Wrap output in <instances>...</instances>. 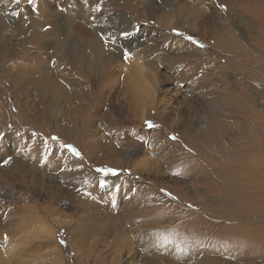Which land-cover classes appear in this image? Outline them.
I'll use <instances>...</instances> for the list:
<instances>
[{"label": "rangeland", "instance_id": "obj_1", "mask_svg": "<svg viewBox=\"0 0 264 264\" xmlns=\"http://www.w3.org/2000/svg\"><path fill=\"white\" fill-rule=\"evenodd\" d=\"M249 1L264 8V0ZM246 2L147 0L137 4L132 22L125 0H0V264H96L99 256L106 259L99 264H112L114 253L105 250L116 238L176 228L177 211L159 201L181 208L174 192L216 188L218 158L231 170L224 182L231 194L195 201L197 248L182 247L184 258L175 262L264 264V61ZM90 13L112 19L104 30L124 20L136 32L152 29L174 39L161 51L147 43L148 51L137 55L155 57L143 67L158 79L150 106L138 93L139 118L135 105L125 104L117 74L101 87L105 104L98 111L91 96L52 102L25 76L36 61L38 70L53 63L54 31L77 41L70 28L91 26ZM229 32L239 49L217 45ZM242 93L254 110L244 120L233 112ZM92 109L96 113L87 115ZM215 114L224 126L234 124L232 131L208 134V117ZM200 135L206 141L197 142ZM190 137L196 143L189 145ZM14 229L17 240L8 242ZM128 257L121 251L117 264H128Z\"/></svg>", "mask_w": 264, "mask_h": 264}, {"label": "bare ground", "instance_id": "obj_2", "mask_svg": "<svg viewBox=\"0 0 264 264\" xmlns=\"http://www.w3.org/2000/svg\"><path fill=\"white\" fill-rule=\"evenodd\" d=\"M247 1L249 2L248 4L249 10L248 11L246 10V12L248 13L247 15L249 14L253 15L254 18L253 23H251L252 27L250 26L251 27L250 31L255 33L254 36L255 45L257 46L258 48L257 51L259 52L260 56L262 57V60L264 61V8H260L259 6L254 5L249 0ZM144 2L146 3L147 0H139V1L125 0V4L129 10V14L133 19L132 22H135L137 19L136 17L138 10L137 4H141ZM148 9H149L148 15L151 16H153L157 10L156 5H154V3L152 2L149 4ZM256 10H260V11H256ZM97 13H96V17L92 16V14L90 13V16L92 18L91 26H87L86 24H83L82 26L73 25L74 27L70 28V30H75L77 32V41H73V39L67 34L64 35V38L62 36V40H61L58 37L59 35H56L58 33L54 31V36H55L54 38L56 40L55 44L57 45V49L56 47L53 48L54 51L53 60H52L53 63H51V66H49L48 68L43 66L44 68L42 67L40 70H38L36 69V64H37L36 61L34 67L30 66L32 67V69L31 71H29V73L26 72L25 76L28 79H30V82L33 84L35 89L40 90L43 93V95L46 96L48 95V97H50L52 102L63 100L68 103L70 102L78 103L82 100V98L86 96H91L93 98V101L95 102V106L98 111L99 108L98 105L104 102L102 101L103 92L101 87L104 86V82L107 81L109 77L115 76L117 74L119 77L121 76L119 89L126 93L125 96L127 98H124V100L126 101L125 104H127L128 106L129 104L135 105L136 109L134 112L135 115H139L138 116L139 118L143 114L144 106L141 105V103L136 105L137 102H139L137 101L139 100L138 93L141 94L142 97H145L147 99L146 106L147 105L150 106L151 103L150 104L148 103L149 100H151V95H152L151 88L155 87V85L158 83V79H156L155 77H151L150 74L147 72V70L143 67L146 65L147 67L150 68L151 63L153 64V60H155V57L153 56L154 59L152 61H148L138 56L140 55V53H146L148 51L149 45H147V43L151 44L150 46L152 48H154L153 45L155 43L160 47L159 50L157 48V51H161L165 47L166 43H170L172 41L174 42V39L171 36L167 37V35L166 37H159L157 36V30H152V29L150 31L148 29L146 30L141 29L136 32L135 31L136 27L130 21L127 22L124 20H120L119 26L116 25L110 27V31H108V29L104 30L103 25L106 23L110 24L112 19L106 18L107 16L105 17V15L107 14L106 12L105 15L103 14L99 15ZM258 14H261L260 18ZM104 19H106V21ZM133 30L135 31V33L132 34L130 37H126V34L123 35L125 31L131 33ZM148 35L150 36L148 37ZM108 36H110L111 39L110 38L108 39L107 38ZM120 36L123 37L124 42L123 41H121L120 43L117 42ZM160 38L161 39L163 38V40H159ZM217 45L222 46V48L229 51L240 48L239 43L236 41V39L233 36H231V32H229L227 37L223 39L222 42L218 41ZM155 52L154 54L152 52V54L157 55V52L156 53ZM131 53H135V54L133 58L129 59L128 55ZM124 58L129 59L126 64L123 63L124 64L123 66H117V65L116 67L113 66L114 63L120 64L121 61L125 60ZM159 62L161 63V61ZM260 66H262V64ZM31 74H33L32 77H30ZM244 95L246 96V94L244 93L241 94L240 102H237L236 107L233 108V112H235L237 115H241L242 117L239 118L243 120L244 117L245 118L250 117L248 116L250 114L252 117L254 116V110L252 107L249 106V103H246L247 101L245 103L241 101V98ZM241 107H243V109H241ZM94 111L95 110L92 109V111H90V113H87V115L91 114V112ZM82 113H83L82 111H77V114L79 115ZM117 120H119V118ZM208 120L211 125L208 124L209 128L207 132L210 135H215V134L222 135L224 132L226 133L227 131L230 132L232 131V128H234V124H231V126L230 125L224 126L221 122L220 116L217 114L208 117ZM206 136L207 135H200L197 138L198 140L197 139L192 140L190 137V139L187 140V143L190 145L192 141H195L196 143V140L197 142H201L204 140V138H206ZM222 142L223 141L220 140V144H222ZM200 162H204L203 158L200 160ZM213 162L215 168L213 174L214 177L217 179L216 182L217 187L215 188L214 186L215 189L214 188L204 189V191H202L201 193H198L196 189H191L188 193L181 190L174 192L173 194L175 195V198H177V203L181 201L182 204V205L180 204L181 208H177L173 205L170 206V204L167 205L166 202L159 201L161 207H165V208L169 207L172 208V210L177 211V214L175 215L178 218L176 228L170 230L169 233L165 231L140 232V230L138 231L135 230L134 233L135 236L134 234H130L129 237L126 238L123 236H122L123 238L122 237L116 238L113 244L108 246L105 250V252L108 254L114 253L113 255L115 261L114 263L117 264L118 257L121 254V251L124 250V252H127L129 254L128 257L129 261L127 262L128 264L133 263L137 259L138 262H140V264H165V263L177 264L175 261H180V259L183 260L184 258V254H179L182 247L188 248L192 251L195 248H197V247L195 248L193 247L194 244L192 243V241L194 242V239L195 240L197 239L196 233H198L197 225L199 221L197 223V220L195 218L196 213H194L195 212L194 207L196 206L195 203L198 202V198L205 195H207L208 197V195L210 194L211 195L231 194L229 188L225 187L227 186V184L225 185L224 183L227 180H231L230 179L231 170L226 165V163L220 158L215 159ZM215 181L216 180H214V182ZM197 219L199 218L197 217ZM0 223H3V220L1 218H0ZM198 227H200V225ZM211 230L213 229L211 228L209 231ZM12 232H14L15 234L12 233L11 237L7 236L6 240L8 242L17 240V237H13V236L16 235L18 229L17 230L14 229ZM199 238L198 241H200ZM201 238L208 240L209 237H207V235L204 234V236H202ZM203 239H201L200 242H202ZM120 242L121 244H119ZM133 245L135 246L133 247ZM141 253L143 255H141ZM100 259L106 260L104 257L99 256L96 259L97 262L95 261L96 264H99L98 262ZM184 260H185L184 262H186V258Z\"/></svg>", "mask_w": 264, "mask_h": 264}, {"label": "snow or ice", "instance_id": "obj_3", "mask_svg": "<svg viewBox=\"0 0 264 264\" xmlns=\"http://www.w3.org/2000/svg\"><path fill=\"white\" fill-rule=\"evenodd\" d=\"M188 39H192L191 37H188ZM150 127L152 126V125H149ZM98 171H101V172H108V171H111V170H109V169H98ZM6 239V238H5Z\"/></svg>", "mask_w": 264, "mask_h": 264}]
</instances>
